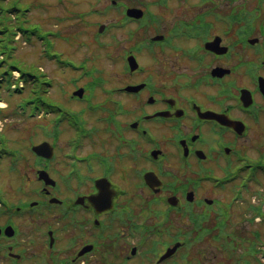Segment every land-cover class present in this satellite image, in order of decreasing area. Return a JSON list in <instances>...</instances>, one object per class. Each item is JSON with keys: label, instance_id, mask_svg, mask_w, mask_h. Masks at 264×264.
Returning a JSON list of instances; mask_svg holds the SVG:
<instances>
[{"label": "flooded vegetation", "instance_id": "obj_1", "mask_svg": "<svg viewBox=\"0 0 264 264\" xmlns=\"http://www.w3.org/2000/svg\"><path fill=\"white\" fill-rule=\"evenodd\" d=\"M114 1L110 22L119 33H112L110 51L119 79L99 88L101 98L88 99L85 88L81 98L72 97L81 86L71 89L70 105L95 103L90 131L72 146L73 138L52 145L43 162L52 181L39 205L47 219L29 232L32 239H20L16 227L7 232L0 218V264H168L180 248L160 261L173 245L167 215L214 206L205 202L210 197L201 194L207 190L201 182L218 193L253 183L242 175V158L264 114L257 88L263 36L236 25L244 20L228 17V2L203 3L211 12L202 13L199 0ZM74 14L88 28L83 10ZM142 52L149 63L140 61ZM242 89L250 91L248 106L240 101ZM234 122L243 123L241 132ZM6 209L3 198L0 214ZM173 229L180 233L177 223Z\"/></svg>", "mask_w": 264, "mask_h": 264}, {"label": "rangeland", "instance_id": "obj_2", "mask_svg": "<svg viewBox=\"0 0 264 264\" xmlns=\"http://www.w3.org/2000/svg\"><path fill=\"white\" fill-rule=\"evenodd\" d=\"M112 1L114 0L81 1L84 4L83 6L79 4V9L88 13L86 20L89 26L86 28L80 25L79 21H72L73 15H71V12L68 10L73 4L68 2L60 0H0V76L4 72H10L12 67L29 70L36 73L40 78L45 76V80L50 82V85L40 86L41 91L46 92L39 93V95H43L42 98L45 103L49 101L54 102V106L60 108L68 107L69 98L66 96V91L71 81L75 79H78L76 82L82 86L89 83L91 78L92 80L100 81L99 76L103 78L105 76L109 80L105 87L108 86V84L113 85L116 83L119 79L117 75V65H113L114 63L112 62L110 51L111 47L109 48L105 41L112 40L111 32L119 33V31H114V24L110 22V19L117 15V12H114L112 9V5L114 4ZM151 1H153V3L155 2V0ZM218 1L224 3L227 0ZM77 2L79 3V1ZM71 3L76 5L74 1ZM228 3L229 7L234 8L230 2ZM237 3L241 5L245 3L244 10L246 11L253 10L256 4L254 0H238ZM105 7H109L108 14H103ZM95 8H99L100 10L95 12ZM110 8L112 10H110ZM160 8L161 6H154L152 9L159 10ZM170 9L172 8L169 7L168 12L164 15L169 20L173 18V15L169 13ZM164 12L166 11L164 10ZM179 16L180 15L175 17ZM97 22H105L110 25L109 31H106L100 36L105 46L103 49H99L98 46L95 45L97 41L95 37H85V31L89 30L88 33H92L95 30ZM24 28L26 29L24 33L15 36L19 30ZM112 49H114V47ZM84 55L85 57H83ZM94 56L95 59L93 60ZM248 59L249 57L242 58V60ZM140 61L146 64L149 63V59H147L144 52L140 54ZM80 64L82 65L80 70H71L72 65L79 66ZM93 65L102 68L105 74H93L94 76L91 77L85 75V72L91 70V66ZM262 72L264 73V65L262 67ZM13 75L14 77L12 80L17 77V74ZM21 84L22 83H20V86H23V88L18 94L15 93L13 89H10L8 84L3 85L2 89L0 88V108L4 109V115L0 114V150L3 149L5 152L1 155L2 158L0 159V183L1 187H3L0 191L2 193L7 192L8 197H10L8 200L14 203L18 200H27L30 198V195L36 196V193L31 191V189L37 186L35 181H30L27 186L24 185L21 187V193H14V189H17L22 182V177H20V175L23 174V171L25 172L23 175L24 178L29 177L30 179H34V165L32 164L34 160L29 148L33 144L53 140V137L49 135L51 116H46V112L48 113L49 110L41 109L45 110V113L41 111L32 112L30 105L27 106L22 104L23 99L30 98L33 96L34 92H32L33 90L30 88V86L33 87L32 84ZM70 88H72V86H70ZM96 90L100 91L99 87L94 89V91ZM89 92L90 97L101 98L99 95H94L93 91L90 90ZM84 104L85 105L81 107L83 110L82 119L75 122L73 135L71 130L72 127H65L63 129L64 132L71 137L65 140L63 133L60 136V138L66 142H69L71 138L74 139L69 146L74 145V142L82 135L85 129V119H92V116L95 114L92 109L95 107L93 101L89 100L88 103L85 102ZM69 106L74 110L79 108V105ZM91 123L93 122H87L86 126L91 128ZM252 140H254V145L250 146L251 142L248 144L247 156L252 159L257 157V159L264 163V120L261 121L259 136H256V138ZM257 140L260 141V145L263 144V150L259 154L258 151L261 148L257 149V147H259ZM5 150H7V153ZM8 152L14 153V156L8 154ZM206 185L207 184L204 183L205 188ZM251 191L254 193L257 192L256 186H253L250 192L244 193V199H246L248 203L251 201ZM201 194L208 196L216 195L225 206L230 204V200L234 198V196H227V192L225 191L224 193H216L210 189H207ZM260 202L263 205L260 210L264 213V193L256 199L257 204H260ZM206 209L203 211L207 212ZM229 209L231 211L230 219H222L225 224V232L231 233L234 231L236 237H238L236 233L240 236L250 235L248 232L244 233L245 229L243 228V224L248 217L245 215L247 211H249L247 205L237 200L232 203L230 208H226V211L228 212ZM252 213V211H249L250 215ZM170 219L178 221L177 223L183 222L189 224L187 216H182V218L180 216H170ZM19 222H21V232H26L20 239L33 237L32 233H29L33 228L32 225H30L31 219L29 217H22ZM44 224L45 222H41L35 224L34 227L43 226ZM187 229H189V227L186 228V230ZM257 229L263 232L264 224H261ZM255 232L258 233V231ZM171 237V230H168L166 238L170 239ZM182 237L185 239L190 238L195 244L204 240H211L209 233H202L201 231L196 232L194 230L182 233ZM261 238L264 240V232L261 233ZM259 243L260 241H256V244ZM223 246L226 247L228 251H231L229 241L225 242ZM241 248L247 249V245H242ZM196 249L202 252L204 264L228 263L227 259L221 256L219 251L215 250L211 243L203 242L199 245H195L193 248H190L188 252H195ZM211 256H213L214 259H212ZM237 260L238 259L232 258L231 261L235 262Z\"/></svg>", "mask_w": 264, "mask_h": 264}, {"label": "trees", "instance_id": "obj_3", "mask_svg": "<svg viewBox=\"0 0 264 264\" xmlns=\"http://www.w3.org/2000/svg\"><path fill=\"white\" fill-rule=\"evenodd\" d=\"M21 30L24 32L26 31L25 28L21 29ZM12 68L19 70L18 79L11 81L10 78L12 77V71H10L8 73L4 72L0 76V88L2 89L4 83H6V84H8V87L10 89H11V86H13V90L15 91V93H19V92H21L20 90L22 89V87L18 86L19 81H22L23 83H27L30 85L34 84V85H32L33 87L30 86V88L33 90L32 92H34V94H33V96H31L29 98L31 100L30 103L33 104L32 105L33 109L38 108L40 105L46 106V105H44L45 102L43 100H41L40 96H38V95H39V93H43L40 89V86H47L48 85L47 80L40 78L36 73L31 72L29 70L20 69L18 67H12ZM28 102L29 101H24L23 104H27Z\"/></svg>", "mask_w": 264, "mask_h": 264}, {"label": "water", "instance_id": "obj_4", "mask_svg": "<svg viewBox=\"0 0 264 264\" xmlns=\"http://www.w3.org/2000/svg\"><path fill=\"white\" fill-rule=\"evenodd\" d=\"M77 93L80 94V91L77 92ZM32 150L37 155L48 157L49 156V152H50V147H49V145L46 142H44V143H41L39 145L33 146ZM39 178L45 180V182L47 183L48 179H47V176L45 175V173L41 172L39 174Z\"/></svg>", "mask_w": 264, "mask_h": 264}]
</instances>
